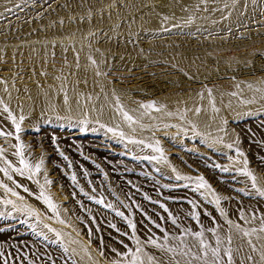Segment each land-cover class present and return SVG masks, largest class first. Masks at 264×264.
Returning a JSON list of instances; mask_svg holds the SVG:
<instances>
[{"label":"rangeland","instance_id":"rangeland-1","mask_svg":"<svg viewBox=\"0 0 264 264\" xmlns=\"http://www.w3.org/2000/svg\"><path fill=\"white\" fill-rule=\"evenodd\" d=\"M77 1L26 0L0 12V41L78 27L84 39L94 37L107 45L102 53L110 58L109 64L100 74L106 84L146 90L133 94V104L162 97L184 102L207 90L233 93L240 86L263 91V36L253 43L244 35L228 39L235 45L236 40L251 44L217 52L215 68L202 72L172 67L148 72L151 66L141 72L139 67L124 68L117 62L113 66V58H131L125 45L144 47L146 40L140 34L148 36L146 31L137 24L130 30L128 24L134 13L157 8L160 0H87L89 6L83 11H76ZM261 1L257 28H264ZM119 9L124 13L116 15ZM96 20L102 24L83 30ZM153 36L149 39L156 40ZM70 37L53 36L49 41L66 45L63 40ZM154 47H144L141 57L157 52ZM21 60L0 56V79L14 86L27 85L28 78L38 80L25 57ZM58 60L46 65H57ZM51 79L43 77L42 82ZM74 82L87 85L82 77ZM261 101L241 103L239 114L223 119L228 141L222 144L204 139L187 117L175 116L165 127L146 122L154 148L128 130L121 137L94 122L14 123L0 111V229L5 227L3 221L6 226L23 222L0 230V264H79L78 253L88 264H236L233 253L242 260L237 264H264V96ZM212 150L221 156L219 160ZM190 152L202 161L225 164L228 175L238 182L226 185L202 161V168L193 166L187 159ZM233 234L241 240V249L230 246Z\"/></svg>","mask_w":264,"mask_h":264},{"label":"bare ground","instance_id":"bare-ground-1","mask_svg":"<svg viewBox=\"0 0 264 264\" xmlns=\"http://www.w3.org/2000/svg\"><path fill=\"white\" fill-rule=\"evenodd\" d=\"M23 1L26 0H0V12L11 10L16 4ZM88 2L87 0H78L76 11L85 10L89 6L87 5ZM160 2L161 5L157 8H149L134 13L133 19L130 18L131 21L128 24L129 28L132 27L130 30H134L136 24L140 25L148 35L143 37V34H140L143 40H146L142 46L148 48L149 46H155L157 52H150L151 54L141 57L140 52L144 50V47L141 48L137 43V45L128 43L129 45H125L124 50L130 53L128 55L131 58L129 56V58L127 56H113L115 65L112 63L111 65L116 66L117 62L118 65L124 68L133 67L134 69V67H139L141 72L150 66L148 72L161 70L165 67L176 68L180 72H188L191 69L202 72L206 67H213V59L214 57L217 58L215 55L217 52H229L231 49L236 50L238 45L242 46L249 42L251 44V41L241 42L243 43L241 44L237 43L236 40L235 45V43H229L228 39L244 35L253 43L260 41L261 36L264 37V28L254 26V23H257L256 10L259 7V0H160ZM260 2L262 1L260 0ZM123 10L119 9L116 15L123 14ZM100 24H102V21L99 20H96L94 24L87 23L83 30ZM247 27H251L253 30L249 31L251 28L248 30ZM80 30L74 26L69 31H55L54 34L46 32L41 35L37 34L38 32H32L33 34L25 33L23 37L20 36L22 38L18 36H16L18 38H13L12 35L13 40L8 41L12 43L11 45L10 43L8 45V42L0 41L1 57L15 58L19 61H17L18 63L22 62L20 58L25 57L28 67L34 70L35 76L38 78V80H31L26 77L28 83L24 86H14L6 80L0 79V111L7 112L14 123L22 120L30 123L46 120L51 122L73 120L82 124L94 122L121 137L124 131L135 132L154 148L155 142H153L151 130L145 124L146 122L165 127L171 118L175 116L181 120L187 117L194 131L205 137L204 139L209 138L213 143L222 144L228 141L224 133L223 119L227 116L233 117L239 114L241 107H243L242 104H247V102L254 99L257 101L263 99L264 88L262 92H258L250 90L249 87L240 86L233 93L221 92L215 89L207 90L204 95H194L184 102L175 97H162L149 102L133 104L135 98L133 94L135 92L143 93L146 90L138 85H133V89L130 90L129 88H119L112 84H106L100 74L103 73L101 72L102 68L109 64L110 58L103 56L102 53V49L107 45L104 42L99 43L97 38L94 37L84 39L80 36ZM166 33L182 36H179V39L173 37L157 39L155 37ZM66 35H71L70 38L62 39L65 43L68 42L66 45L54 43L53 40L49 41L53 36L65 37ZM150 35H154L153 37L156 40L149 39ZM224 41L228 44L222 46ZM13 42L17 43L14 44ZM122 45L124 47V44ZM53 58H59L58 64L50 65L49 63V65H46ZM68 62L73 64L70 65ZM49 76L52 78L50 82H42L43 77L49 78ZM79 77L84 78L86 86H80L74 82ZM158 82L156 83L158 84ZM168 83L175 82L168 81ZM161 86L163 85L160 84L158 88ZM74 136L76 135L74 134ZM48 142L45 143L49 144ZM32 145H34V142ZM100 150L91 151L99 156V154L102 155ZM211 154L214 155V159L218 157L219 160L221 158L213 150ZM189 155L186 157L193 166L203 167L201 163L203 158H197L196 153L193 152H190ZM222 158L225 159L226 157ZM181 162L180 159L179 163ZM202 162L210 173L220 175L221 182H226V185L233 184L232 182L235 183L236 178L229 176L230 174L228 175L225 164L213 160L209 161V159ZM220 181H215V183L219 184ZM22 223L19 220L16 224L6 226L7 224L3 221L1 224H4L5 227L0 230L19 226ZM230 246L233 250H237L236 247L242 248V242L238 240L235 234L231 237ZM78 255L80 258L76 257L79 258H77L79 264L89 263H87L84 256L79 253ZM231 256L234 263H242V260L238 259L237 253H233ZM244 261H248V259H244Z\"/></svg>","mask_w":264,"mask_h":264},{"label":"snow or ice","instance_id":"snow-or-ice-1","mask_svg":"<svg viewBox=\"0 0 264 264\" xmlns=\"http://www.w3.org/2000/svg\"><path fill=\"white\" fill-rule=\"evenodd\" d=\"M23 163V161H22ZM37 170H39V166H37ZM203 187V184L201 185ZM261 195H264V193H261ZM163 207V206H162ZM117 215H121L120 213H117ZM133 229L135 228V225H130ZM230 259V258H229ZM135 264V262H134Z\"/></svg>","mask_w":264,"mask_h":264}]
</instances>
